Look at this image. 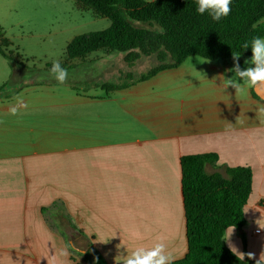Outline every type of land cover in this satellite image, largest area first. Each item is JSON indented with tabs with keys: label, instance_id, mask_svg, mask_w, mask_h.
I'll return each instance as SVG.
<instances>
[{
	"label": "crops",
	"instance_id": "crops-1",
	"mask_svg": "<svg viewBox=\"0 0 264 264\" xmlns=\"http://www.w3.org/2000/svg\"><path fill=\"white\" fill-rule=\"evenodd\" d=\"M100 50L109 61L96 74L83 73V93L63 94L55 92L49 66L47 79L31 74L26 83L24 66L0 53V264H88L90 248L107 264H123L127 250L161 241L174 259L182 257L180 157L204 152L218 155L206 164L208 173L251 167L245 223L228 227L225 237L233 231L225 242L258 259L264 251V97L243 83L239 91L225 89L233 58L191 55L139 80L157 63L135 67L153 54L121 73L110 63L114 51ZM99 57L105 55L93 58ZM250 57L240 55L241 68ZM121 59L126 62L125 54ZM77 61L70 63H83ZM11 76L24 83L9 84ZM120 83L126 86L106 87ZM28 84L41 91L31 95ZM17 96L26 107L12 115Z\"/></svg>",
	"mask_w": 264,
	"mask_h": 264
},
{
	"label": "trees",
	"instance_id": "trees-1",
	"mask_svg": "<svg viewBox=\"0 0 264 264\" xmlns=\"http://www.w3.org/2000/svg\"><path fill=\"white\" fill-rule=\"evenodd\" d=\"M76 1L108 18L110 24L75 35L61 61L66 68L72 60L100 49L126 52L129 65L142 55L155 54L158 63L138 77L145 80L191 55L210 60L233 58V53L251 56V49L241 45L254 36L264 37V0H232L229 15L219 22L207 14L199 15L195 0H155L151 4L144 0ZM10 43L0 27V53L11 60ZM253 95L258 97L254 91ZM217 159L214 152L180 157L187 250L174 264H255L246 256L239 260L224 240L228 227L241 228L245 223L243 210L252 191V169L226 165L224 172L208 173L206 164ZM88 253V264H107L97 249L90 248Z\"/></svg>",
	"mask_w": 264,
	"mask_h": 264
},
{
	"label": "rangeland",
	"instance_id": "rangeland-1",
	"mask_svg": "<svg viewBox=\"0 0 264 264\" xmlns=\"http://www.w3.org/2000/svg\"><path fill=\"white\" fill-rule=\"evenodd\" d=\"M0 23L3 25V35L11 42L8 45L10 55L22 68V78L29 82L31 74L34 78L47 79L48 73L44 67L51 64L53 59H64L68 42L77 34L104 29L109 26L110 20L97 16L91 9L84 8L76 0H8L0 1ZM126 52L114 51L113 60L115 67L121 66V73L130 70L132 65L121 59ZM105 55L99 59L93 58ZM0 58L1 55H0ZM93 58V59H92ZM78 65L68 66V78L64 84L55 81L54 88L57 94L83 93V73L88 76L96 74V68L100 63L109 61L102 50L89 54L87 59ZM77 61V62H78ZM16 62V63H17ZM152 63H158L155 54L146 57L137 65L136 71L147 68ZM104 72H102V75ZM127 73V72H126ZM11 85H21L23 80L16 82L11 76L8 80ZM45 81V80H44ZM45 83V82H44ZM42 83V84H44ZM31 85L33 84H28ZM69 85H74L75 88ZM21 90L20 94L26 90ZM32 88L30 94L41 91Z\"/></svg>",
	"mask_w": 264,
	"mask_h": 264
},
{
	"label": "clouds",
	"instance_id": "clouds-1",
	"mask_svg": "<svg viewBox=\"0 0 264 264\" xmlns=\"http://www.w3.org/2000/svg\"><path fill=\"white\" fill-rule=\"evenodd\" d=\"M155 0H144L145 4L154 3ZM232 0H195L196 12L199 15L207 14L213 21L219 22L222 18L227 17L231 11ZM244 49H251L252 55L246 59L244 63L248 65L241 68L239 63L240 54L233 53L234 65L228 71L233 72V76L223 80L225 89L231 85L237 91L241 90V84H245L253 89L264 88V37L254 36L250 41H245L241 45ZM49 75L59 84H64L68 78V70L64 67L59 59H53L51 68L48 69ZM226 77V76H221ZM242 81V82H241ZM26 107L22 97L15 98V104L9 106L12 115H16L19 108ZM233 230L224 240H227ZM127 249V246H126ZM232 252L236 254L239 260H245V255L248 258L254 259V253H243L237 250L236 247L231 248ZM66 255V253H61ZM123 264H174V257L166 251L165 244L156 242L150 247L138 246L131 250H127V255L121 259ZM118 260V261H121ZM255 264H264V251L255 259Z\"/></svg>",
	"mask_w": 264,
	"mask_h": 264
},
{
	"label": "water",
	"instance_id": "water-1",
	"mask_svg": "<svg viewBox=\"0 0 264 264\" xmlns=\"http://www.w3.org/2000/svg\"><path fill=\"white\" fill-rule=\"evenodd\" d=\"M255 90H256V92H257L259 95H261L262 97H264L263 93H261V92L259 91V89H255Z\"/></svg>",
	"mask_w": 264,
	"mask_h": 264
}]
</instances>
